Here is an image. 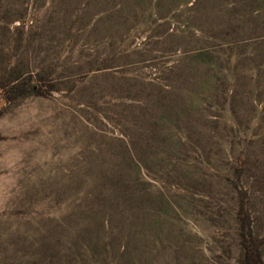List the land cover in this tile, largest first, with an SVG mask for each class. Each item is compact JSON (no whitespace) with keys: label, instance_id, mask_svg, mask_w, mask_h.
<instances>
[{"label":"rangeland","instance_id":"rangeland-1","mask_svg":"<svg viewBox=\"0 0 264 264\" xmlns=\"http://www.w3.org/2000/svg\"><path fill=\"white\" fill-rule=\"evenodd\" d=\"M264 264V0H0V264Z\"/></svg>","mask_w":264,"mask_h":264},{"label":"trees","instance_id":"trees-1","mask_svg":"<svg viewBox=\"0 0 264 264\" xmlns=\"http://www.w3.org/2000/svg\"><path fill=\"white\" fill-rule=\"evenodd\" d=\"M240 248L242 252V264H263L257 246L251 238L241 236Z\"/></svg>","mask_w":264,"mask_h":264}]
</instances>
